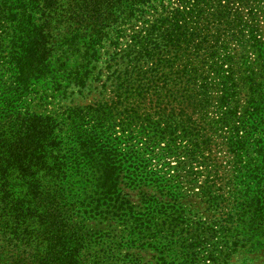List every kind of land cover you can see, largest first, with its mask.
Segmentation results:
<instances>
[{"label": "trees", "instance_id": "trees-1", "mask_svg": "<svg viewBox=\"0 0 264 264\" xmlns=\"http://www.w3.org/2000/svg\"><path fill=\"white\" fill-rule=\"evenodd\" d=\"M49 77L102 91L37 114ZM168 176L145 212L120 191ZM84 214L191 264L264 251V0H0V264L73 259Z\"/></svg>", "mask_w": 264, "mask_h": 264}, {"label": "rangeland", "instance_id": "rangeland-1", "mask_svg": "<svg viewBox=\"0 0 264 264\" xmlns=\"http://www.w3.org/2000/svg\"><path fill=\"white\" fill-rule=\"evenodd\" d=\"M67 85L68 82L60 77L41 80L35 86L36 91L28 98L31 110L37 114H52L54 117H59L67 108L77 105L85 106L91 102L90 100L98 99V92L102 91L100 84L96 82L92 84L93 92L89 94L91 89H88L83 95L77 94L76 88L72 85L68 88ZM174 164V162L171 163L172 166ZM153 167L161 168L158 165ZM168 177L162 178L164 180L162 183L146 182L142 185L130 183L129 178L122 179L120 191L127 197L134 211L145 212L151 201L171 202L172 193L169 192V185L173 180L170 178L171 181H168ZM79 221H82V224L90 231L91 241L79 248L73 259L64 258L68 254L64 252L60 260L52 259L51 263L45 264H67L70 261L76 264H191L184 258L182 248L184 245L165 241L162 239L167 237L165 233L157 238L149 234L147 238L141 240V236L134 232L132 222L126 223L117 216L84 214ZM155 223L165 225L164 215H157ZM97 233L101 237L96 236ZM30 247L22 246L21 250L32 253L33 248ZM259 247L264 250V239L262 246ZM250 251L239 250L231 255L226 264H264V251L254 253Z\"/></svg>", "mask_w": 264, "mask_h": 264}]
</instances>
